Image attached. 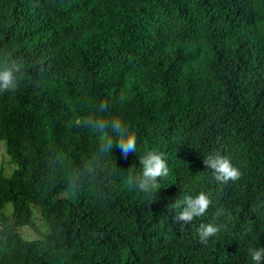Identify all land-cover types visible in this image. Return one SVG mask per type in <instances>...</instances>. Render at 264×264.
Here are the masks:
<instances>
[{
  "label": "trees",
  "instance_id": "trees-1",
  "mask_svg": "<svg viewBox=\"0 0 264 264\" xmlns=\"http://www.w3.org/2000/svg\"><path fill=\"white\" fill-rule=\"evenodd\" d=\"M4 64L20 86L0 91L18 167L0 172V264H250L264 247V0H0ZM99 116L123 120L136 152H100ZM148 151L169 167L151 197L125 175ZM208 153L240 178L216 181ZM201 191L205 213L176 220ZM34 209L45 239L20 232ZM209 224L223 228L202 239Z\"/></svg>",
  "mask_w": 264,
  "mask_h": 264
},
{
  "label": "clouds",
  "instance_id": "clouds-1",
  "mask_svg": "<svg viewBox=\"0 0 264 264\" xmlns=\"http://www.w3.org/2000/svg\"><path fill=\"white\" fill-rule=\"evenodd\" d=\"M17 71L18 68L15 65L11 67L7 64L0 66V91L13 92L20 86V77L16 75ZM98 111L101 113L108 111L107 104L101 103ZM91 127L102 141L99 145L100 152H111L116 146L121 148L125 156L129 152H136L137 138L123 120L99 116L92 119ZM203 159L207 169L212 170V177L218 182L236 181L241 176L240 170L233 166L226 157L208 153ZM139 161V169L142 170L139 173L126 172V180L150 197L156 196L160 180L169 174L167 159L163 153L148 151ZM183 197V205L176 220L186 223L205 213L211 203L209 197L203 191L195 195L184 193ZM222 228V224L206 225L201 231V238L214 236ZM248 256L250 264H264V247H250Z\"/></svg>",
  "mask_w": 264,
  "mask_h": 264
},
{
  "label": "rangeland",
  "instance_id": "rangeland-1",
  "mask_svg": "<svg viewBox=\"0 0 264 264\" xmlns=\"http://www.w3.org/2000/svg\"><path fill=\"white\" fill-rule=\"evenodd\" d=\"M192 51L195 54L196 59H200V48L197 46L192 47ZM17 165L12 161L11 157L7 152V145L5 141L0 142V172L6 177L10 178L17 170ZM13 212V205L9 204L6 206L4 213L11 215ZM35 228L23 227L20 232L22 236L27 240L45 239L48 234L55 232L54 228L50 226L45 219L42 217L41 212L34 209Z\"/></svg>",
  "mask_w": 264,
  "mask_h": 264
}]
</instances>
